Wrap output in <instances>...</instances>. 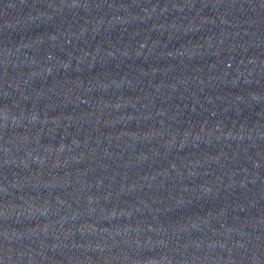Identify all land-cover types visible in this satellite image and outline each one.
<instances>
[{"label":"water","instance_id":"1","mask_svg":"<svg viewBox=\"0 0 264 264\" xmlns=\"http://www.w3.org/2000/svg\"><path fill=\"white\" fill-rule=\"evenodd\" d=\"M0 264H264V0H0Z\"/></svg>","mask_w":264,"mask_h":264}]
</instances>
